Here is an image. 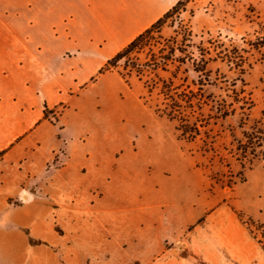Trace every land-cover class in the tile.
Wrapping results in <instances>:
<instances>
[{
  "label": "rangeland",
  "instance_id": "rangeland-1",
  "mask_svg": "<svg viewBox=\"0 0 264 264\" xmlns=\"http://www.w3.org/2000/svg\"><path fill=\"white\" fill-rule=\"evenodd\" d=\"M165 22L146 40L148 46L107 64L101 73H110L101 88L84 94L74 110L49 114L58 125L55 141L49 142L50 146L55 142L56 149L48 169L28 188L44 192L53 185L52 196L66 200L64 210L71 217L83 216L86 228L80 242L68 234L63 240L64 226L73 224L55 220L54 254L40 251L43 263L146 264L148 260L146 216L141 210L129 218L112 219L105 214L96 224L95 208L80 206L82 198L69 190L73 172L85 163L79 157L83 151L116 155L118 205H125L127 191L136 206L142 205L146 192L156 194L161 184L167 204L183 203L177 215L183 217L184 226L205 207L227 202L237 208L260 200L264 0H185L181 10ZM154 62L160 68L151 74L148 65ZM199 62L205 71L197 74L194 65ZM156 73L171 84L185 111L199 118L193 120L199 134L194 129L184 132V123L165 112L168 96ZM105 191L88 192L87 199L104 198L109 194ZM42 195L47 197L46 192ZM196 201L204 207L190 208ZM170 232L177 233L175 225ZM170 232L168 245L173 242Z\"/></svg>",
  "mask_w": 264,
  "mask_h": 264
},
{
  "label": "crops",
  "instance_id": "crops-1",
  "mask_svg": "<svg viewBox=\"0 0 264 264\" xmlns=\"http://www.w3.org/2000/svg\"><path fill=\"white\" fill-rule=\"evenodd\" d=\"M180 1L0 0V264H45L40 251L54 254L57 219L73 224L64 226L63 240L68 234L81 241L85 218L64 210L68 202L52 196L53 185L44 190L46 198L42 189L28 188L56 149L49 142L58 125L46 112L69 113L84 94L99 90L110 73H101L107 64ZM79 157L85 163L73 172L69 190L82 198L80 206L95 208L96 224L105 214L129 218L141 210L146 264H264L263 181L256 203L205 207L184 226L177 215L183 203L167 204L161 184L156 194L146 192L142 205L128 191L125 205H118L116 155L83 151ZM105 190L104 198L87 199L88 192ZM189 206L204 207L198 201Z\"/></svg>",
  "mask_w": 264,
  "mask_h": 264
},
{
  "label": "trees",
  "instance_id": "trees-1",
  "mask_svg": "<svg viewBox=\"0 0 264 264\" xmlns=\"http://www.w3.org/2000/svg\"><path fill=\"white\" fill-rule=\"evenodd\" d=\"M184 2L185 0L180 1L175 7H173L162 19H160L158 22H156L149 30H147L146 32H144L143 34H141L136 40H134L127 48H125L120 54H118L112 61L109 62V65L113 62V61H119L131 54H133L136 51H140L142 46H144L146 44V46H148V43H146V40L148 38H150L154 33L155 30H159L160 28H162V26L166 23L165 20L172 18L175 14H177L181 8L184 6ZM191 38V35H189ZM184 62V61H183ZM167 64V63H166ZM195 64V63H194ZM149 66V69L152 70V73L158 72L160 66L159 63H152ZM166 66V65H165ZM194 72L197 74L203 73L205 71V68L202 64V62L197 63L196 65H194ZM188 72L190 73V69H188ZM158 73L155 74V76L160 79V82L163 83L164 87H165V92H166V96H168V102L165 103L164 108H165V112H168V115L172 118H179V120H181L182 123H184V128H186V130L184 132L188 133L187 130H192L194 129V132L196 134H199V131L197 129V124L194 123L193 120H195V122L199 119L198 117H195V115H192L191 113H187L184 109V107H182L183 102L180 101L178 99V96L176 95L177 93H175L173 90L171 84L168 85L166 83L165 80H162L159 75H157ZM188 103L190 105V102L188 100ZM180 114L179 117H177ZM49 113L46 112V116H48ZM183 136H187L186 134H183Z\"/></svg>",
  "mask_w": 264,
  "mask_h": 264
},
{
  "label": "water",
  "instance_id": "water-1",
  "mask_svg": "<svg viewBox=\"0 0 264 264\" xmlns=\"http://www.w3.org/2000/svg\"><path fill=\"white\" fill-rule=\"evenodd\" d=\"M27 194H28V193H27ZM27 194H26V195H27Z\"/></svg>",
  "mask_w": 264,
  "mask_h": 264
}]
</instances>
